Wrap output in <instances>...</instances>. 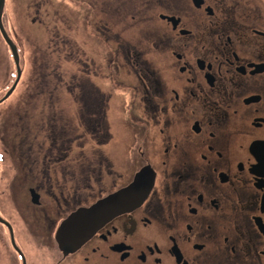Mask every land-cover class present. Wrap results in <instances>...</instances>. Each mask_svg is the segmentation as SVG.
I'll return each mask as SVG.
<instances>
[{
    "label": "flooded vegetation",
    "instance_id": "obj_1",
    "mask_svg": "<svg viewBox=\"0 0 264 264\" xmlns=\"http://www.w3.org/2000/svg\"><path fill=\"white\" fill-rule=\"evenodd\" d=\"M82 1L133 69L140 112L115 130L103 102L92 128L13 152L0 216L21 264L38 262L20 226L46 264H264V0Z\"/></svg>",
    "mask_w": 264,
    "mask_h": 264
},
{
    "label": "rangeland",
    "instance_id": "obj_2",
    "mask_svg": "<svg viewBox=\"0 0 264 264\" xmlns=\"http://www.w3.org/2000/svg\"><path fill=\"white\" fill-rule=\"evenodd\" d=\"M82 6L88 4L82 0L5 1L3 24L18 47L22 68L17 87L0 103V212L8 218L12 217L14 151L17 156L22 150L42 149L45 136L64 132L56 125L79 119L92 128L96 119L104 121V113L98 107L106 98L108 119L115 130L121 131L124 121L134 122L139 116V83L133 69L122 59L120 47L105 40L106 35L96 28L91 10L81 9ZM49 12L53 14L50 21L46 20ZM65 14L69 19L64 20ZM149 46L142 43L136 47L147 55ZM156 58L159 55L147 57L153 65L159 64ZM16 78L12 52L0 32V99ZM65 129L76 133L73 127ZM91 132L83 128L79 133L90 136ZM98 133H102L100 129ZM118 137L129 135L124 129ZM82 141H89V137L83 136ZM18 228L24 235L16 233L17 242L31 254V262L46 264L41 250L29 245L22 226ZM0 264H21L2 225Z\"/></svg>",
    "mask_w": 264,
    "mask_h": 264
},
{
    "label": "water",
    "instance_id": "obj_3",
    "mask_svg": "<svg viewBox=\"0 0 264 264\" xmlns=\"http://www.w3.org/2000/svg\"><path fill=\"white\" fill-rule=\"evenodd\" d=\"M5 1L6 0H0V31L2 33L4 40L6 41V43L9 45V47L12 50L14 61H15V64L17 66V78H16L14 84L12 85V87L9 89V91L4 95V97H2L0 99V103L3 102L4 100H6L13 93V91L15 90V88L17 87V85L19 83V80H20L21 74H22V69L20 66V54H19L18 47L14 43L12 38L9 36V34L6 31L4 24H3V12H4V7H5ZM0 171H1V164H0ZM39 197H40V195L38 193L33 192L34 200H37ZM0 221L6 223L9 226L13 246L23 255L22 251L19 249V247L16 244L12 226L6 220H4L1 216H0ZM24 264H26V261L24 262Z\"/></svg>",
    "mask_w": 264,
    "mask_h": 264
},
{
    "label": "trees",
    "instance_id": "obj_4",
    "mask_svg": "<svg viewBox=\"0 0 264 264\" xmlns=\"http://www.w3.org/2000/svg\"><path fill=\"white\" fill-rule=\"evenodd\" d=\"M105 103H108V98H106V101H104ZM48 110V109H47ZM51 111H53V108L51 109ZM47 112V111H46ZM2 157V156H1ZM2 161V158H1Z\"/></svg>",
    "mask_w": 264,
    "mask_h": 264
}]
</instances>
